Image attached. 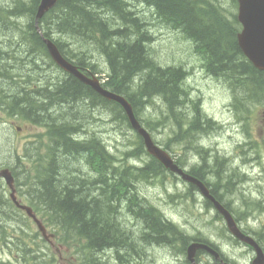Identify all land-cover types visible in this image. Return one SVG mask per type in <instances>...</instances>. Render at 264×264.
I'll use <instances>...</instances> for the list:
<instances>
[{
  "label": "trees",
  "instance_id": "trees-1",
  "mask_svg": "<svg viewBox=\"0 0 264 264\" xmlns=\"http://www.w3.org/2000/svg\"><path fill=\"white\" fill-rule=\"evenodd\" d=\"M133 1L144 2L159 22L179 29L194 43L207 72L222 78L234 92L233 106L237 111L241 109L245 116L255 107H264V72L257 70L239 48L235 38L239 30L237 16L231 13L232 18L228 16L222 0ZM232 2L236 7V0ZM39 3L40 0L19 1L12 10L1 11L3 17L6 14L16 20L13 25L19 30L20 49L0 47V109L20 114L37 124L46 123L51 140L45 156L32 158L27 155V160L36 165L35 176H31L32 170L25 167L23 172L14 174L15 177L24 174L25 184L31 176L28 195L32 207L56 234L63 236V243L84 247L86 264H95L96 252L108 247L115 246L122 254L127 240L124 227L116 222L120 215H145L150 235L156 240L172 232L176 235L179 228L157 207L141 198L136 189L139 182L162 179L163 183L169 175L164 166L148 154L141 137L138 136V146L129 153V159L134 163L122 167L105 142L94 134L92 139L78 140L76 135L88 133L89 118L85 112L94 106L108 109L114 120L125 123L129 128L131 126L123 108L117 103L96 94L73 76L64 81L57 78L59 67L50 58L34 24ZM4 21L5 18H0V22ZM39 25L45 37L55 41L63 56L82 69L100 72L91 64L90 55L92 51H98L109 68L104 86L125 96L149 131L155 128V124L142 116L155 101H161L175 128L174 137L165 149L168 150L172 142L192 145L202 160L191 167L190 174L204 181L211 188V193L236 215L237 221L246 220L248 212H236L220 193V182L227 177L229 181L224 191L234 190L233 177L224 173L226 160L221 162L217 158L211 165L206 157L208 151L199 144L203 134L214 132L219 126L203 112L200 101L191 97L185 86L188 71L182 65L163 66L153 57L150 50L153 37L132 0H59ZM44 64H49L54 73L51 93L39 92L37 96L34 91L25 94L16 83L21 72L24 69L37 71ZM3 79L10 83L3 84ZM28 88L31 90L32 85ZM143 156L149 157V161L140 162ZM72 157L90 165L94 177L89 179L81 176L79 170L64 169L62 158ZM206 176L215 178L217 183L206 182ZM196 191L194 185H189L187 195L172 198L196 203ZM205 205L207 209L213 208L209 201H205ZM247 206L249 210L263 208L257 201ZM16 210L0 187V244L24 247L27 245L23 238L17 243L11 240L6 225ZM181 239L184 242L189 238L182 234Z\"/></svg>",
  "mask_w": 264,
  "mask_h": 264
},
{
  "label": "rangeland",
  "instance_id": "rangeland-1",
  "mask_svg": "<svg viewBox=\"0 0 264 264\" xmlns=\"http://www.w3.org/2000/svg\"><path fill=\"white\" fill-rule=\"evenodd\" d=\"M19 1L31 2V0H0V18L3 17L1 11L13 9ZM222 1L225 3V9L228 10L229 17H231L230 13L237 14V7L234 6L232 0ZM132 2L137 6V11L140 12L141 17L144 14L143 20L153 37L150 44L153 57L163 66L182 65L188 71L185 86L190 90L191 97L200 101L203 112L218 123L221 128L218 131L203 134L199 139L200 145L209 150L206 157L211 165L215 164L214 161L217 157L220 160H227L224 173L233 177L234 190L227 193L224 191V186L229 181V177H227V180L223 179L220 182V193L236 212L243 210L248 212L249 215H247L246 220L240 221L241 227L247 229L250 233L263 235L262 240L264 241V107H255L245 116L241 113V109L237 111L233 106L234 92L223 79L208 74L202 66V57L195 50L194 43L189 41L182 32L159 22L156 15L145 3H137L133 0ZM5 17V22H0V43L9 44L12 42L16 46L19 37V30L13 25L16 20L14 17H8L7 15ZM6 22L9 25H6ZM68 42L71 41L68 40ZM71 45L74 49V45L72 43ZM90 55L92 56L91 64H94L97 70L101 71L97 74L98 77L101 79L106 78L109 70L106 59L98 51L95 53L92 51ZM58 77L62 79L64 75L58 72ZM94 114H91L93 117V121L90 122L91 132H95L97 137L105 142L110 149V153L118 160L121 167L132 165L134 161L129 159V153L138 146V137L135 132L125 123L114 120L113 115L105 108H100ZM142 117L145 120H152L155 124V128L151 130L153 138L160 146L165 148L169 140L174 137L175 131L173 120L169 117L166 107L161 101L157 100L148 107L147 112ZM19 128H21L20 131ZM44 133L45 131L39 129L36 124L20 118L10 117L0 110V165L8 167L21 165L18 171L15 169V172L21 173L23 167H25L27 170H32L31 176H35L36 165L29 162L25 157L26 154L32 158L47 154L46 148L49 141L43 135ZM168 152L176 161L188 169L199 164L202 160L192 145L188 146L184 143L172 142ZM79 160L75 157L62 158L61 162L64 169L79 170L81 176L85 175L86 178H93L92 167H89L84 160ZM140 160L141 162H148L149 158L143 156ZM31 176L29 175L28 182L31 180ZM25 178L24 174L17 176L19 183L22 184V186H19L18 191L25 204L30 205V195L28 194L31 185L28 182L24 183ZM208 181L211 184L217 183V180L211 177L208 178ZM0 185H5V183L1 182ZM5 187L7 188L6 185ZM188 188L187 184L172 175H168L163 183L161 179L153 182H139L136 185L140 196L147 203L157 207L162 215L164 214L185 235L201 234L205 240L219 246L227 258L240 264L249 263L253 259L252 251L230 239L229 233L225 231L224 221L218 219L214 209H207L200 194H194L196 203L186 199L181 201L179 197L172 198L175 195H187ZM7 196H9V190ZM253 201L260 202L263 208L249 210L247 204ZM24 214V212H17L18 217L15 215V218L21 219L23 222L15 221L6 224L11 235L24 236L25 232L21 230L24 222L26 223L24 228L28 230L31 236L37 232L36 225L27 220ZM116 222L124 229L128 223L126 219H118ZM14 229L16 232H13ZM57 236L55 240L63 241L62 235L60 237L57 234ZM32 239H30L31 242H33ZM35 240L36 245L45 246L39 238ZM66 245L70 246L69 244ZM2 247L6 246L0 244V256L6 262L8 260L16 262L17 259L14 258L16 253H11L5 248L2 249ZM154 252L157 253V251Z\"/></svg>",
  "mask_w": 264,
  "mask_h": 264
},
{
  "label": "water",
  "instance_id": "water-1",
  "mask_svg": "<svg viewBox=\"0 0 264 264\" xmlns=\"http://www.w3.org/2000/svg\"><path fill=\"white\" fill-rule=\"evenodd\" d=\"M238 2V20L242 25V32L238 35V45L241 48L244 55L249 59V61L260 71H264V0H237ZM58 0H41L36 15V24L39 20L51 9H53ZM38 30L39 27L37 26ZM40 31V30H39ZM48 51L53 58V60L66 72L74 75L80 79L85 84L91 86L97 93L102 95L104 98L119 103L125 110L130 124L134 130L144 139L145 146L148 152L159 160L167 169L171 172L176 173L182 177L183 180L194 184L200 193L208 200H210L217 212H219L227 225L228 230L233 236L240 239L241 241L253 246L257 252V257L254 260V264H264V252L261 247L255 242L253 238L245 235L239 228L235 218L232 213L225 208L210 192L209 188L197 178L186 173L182 168H180L171 156L165 152L162 148L157 146L150 133L142 127L140 122L135 116L134 110L131 104L122 96L112 93L101 86L98 80L88 79L84 74L79 72V70L70 64L67 60L63 58L58 47L51 41L45 40ZM0 177H3L8 186L12 190L11 198L17 206L22 208L27 212V214L37 222L39 229L44 233V228L40 221L37 219L36 215L32 212V209L23 205L17 201L16 190L14 187V178L9 170H4L0 172ZM199 249H205L216 255L218 258V253L208 245L193 243L188 249L189 260L195 263V255ZM228 264V263H223Z\"/></svg>",
  "mask_w": 264,
  "mask_h": 264
},
{
  "label": "flooded vegetation",
  "instance_id": "flooded-vegetation-1",
  "mask_svg": "<svg viewBox=\"0 0 264 264\" xmlns=\"http://www.w3.org/2000/svg\"><path fill=\"white\" fill-rule=\"evenodd\" d=\"M14 49H20L19 41ZM43 66L48 68L47 65ZM21 73V78L19 80L23 82V86L20 87V89L25 92V94H31L34 91L37 92V96L39 92L51 93L50 85L53 81V74L50 70L44 68H39L37 71L24 69ZM35 73H37V76ZM8 82L9 81L6 80L5 84ZM28 85H32L31 90L28 88ZM49 103H51V101L48 102L47 105ZM55 167L58 168V166ZM119 218L128 221L124 229V232L126 233L125 239L127 241L125 247L122 249V254L117 251L115 246L111 248L108 247L106 250L96 252L98 255L95 264H190L187 258V248L193 241L186 246L183 245L177 231L176 235L172 232L167 234V236L159 238L157 241L150 235V231L146 225L145 215H120ZM256 240L264 249L263 241L258 240L257 238ZM49 241L51 240L49 239ZM204 243L208 242L204 241ZM213 246L219 251L220 258L216 259L215 256L207 251L200 250L196 254V259L199 264H219L222 259L231 264H240L239 262L237 263V261L227 258L219 246L215 244H213ZM247 247L253 251L251 247ZM8 249L12 252L19 253H22L23 250H27L24 247H8ZM29 250L31 251L29 262H14L12 260L6 262V260L0 256V264H86L84 250L77 246H57L54 244L50 246L30 247ZM154 251H157V253ZM14 258L16 260L22 258V256L16 254ZM108 259H110V262L107 261ZM247 264H252V261Z\"/></svg>",
  "mask_w": 264,
  "mask_h": 264
},
{
  "label": "bare ground",
  "instance_id": "bare-ground-1",
  "mask_svg": "<svg viewBox=\"0 0 264 264\" xmlns=\"http://www.w3.org/2000/svg\"><path fill=\"white\" fill-rule=\"evenodd\" d=\"M145 5V4H144ZM146 8V7H145ZM148 9V8H147ZM154 9V8H153ZM142 10V9H141ZM157 10V9H156ZM146 12V11H145ZM157 12V11H156ZM144 15V14H143ZM157 17V16H156ZM159 19V18H158ZM162 23V22H161ZM170 26V25H169ZM172 26V25H171ZM54 27V26H53ZM179 30V29H178ZM62 32V31H61ZM82 32V31H81ZM73 43V42H72ZM149 45V44H148ZM87 46V45H86ZM148 48V47H147ZM203 49V48H202ZM106 56V55H105ZM89 59V58H88ZM50 62V61H49ZM197 62V61H196ZM102 77V76H101ZM185 78V77H184ZM186 79V78H185ZM182 85H183V83H182ZM90 98V97H89ZM88 98V99H89ZM83 100V99H82ZM139 100V99H138ZM20 101V100H19ZM83 103V102H82ZM81 107H82V105H81ZM92 107V106H91ZM181 107V106H180ZM89 109V108H88ZM108 110V109H107ZM139 111V110H138ZM30 112V111H29ZM162 117V116H161ZM176 117V116H175ZM198 117V116H197ZM177 118V117H176ZM140 120V119H139ZM75 122V121H74ZM77 125V124H76ZM88 132H89V130H88ZM70 135V134H69ZM75 135V134H74ZM70 138V137H69ZM75 138V137H74ZM92 139V138H91ZM40 143V142H39ZM75 143V142H74ZM200 144V143H199ZM87 145V144H86ZM80 146V145H79ZM73 147V146H72ZM78 148V147H77ZM87 148V147H86ZM85 148V149H86ZM90 148V147H89ZM75 151V150H74ZM78 151V150H77ZM86 151H88V150H86ZM76 152V151H75ZM79 152V151H78ZM88 153V152H87ZM1 157V156H0ZM91 159V158H90ZM110 170V169H109ZM150 172V171H149ZM101 180V179H100ZM251 183V182H250ZM181 184V183H180ZM141 185V184H140ZM145 188V187H144ZM21 190V189H20ZM138 190V189H137ZM260 194V193H259ZM133 195V194H132ZM137 195V194H136ZM30 198V197H29ZM134 198V197H133ZM2 199V198H1ZM138 199V198H137ZM130 200H132V199H130ZM146 210V209H145ZM144 210V211H145ZM157 211V210H156ZM149 214V213H148ZM164 215V214H163ZM143 234V233H142ZM188 240V239H187ZM158 241V240H157ZM149 244V243H148ZM160 246V245H159ZM152 247V246H151ZM249 250V249H248ZM44 262V261H43Z\"/></svg>",
  "mask_w": 264,
  "mask_h": 264
}]
</instances>
